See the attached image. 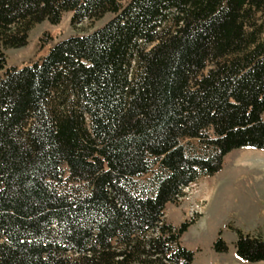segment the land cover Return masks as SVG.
Listing matches in <instances>:
<instances>
[{
  "label": "trees",
  "instance_id": "trees-1",
  "mask_svg": "<svg viewBox=\"0 0 264 264\" xmlns=\"http://www.w3.org/2000/svg\"><path fill=\"white\" fill-rule=\"evenodd\" d=\"M65 11L113 17L7 65ZM0 70V264H191L166 204L264 149V0H0ZM230 227L264 260L261 230Z\"/></svg>",
  "mask_w": 264,
  "mask_h": 264
},
{
  "label": "rangeland",
  "instance_id": "rangeland-1",
  "mask_svg": "<svg viewBox=\"0 0 264 264\" xmlns=\"http://www.w3.org/2000/svg\"><path fill=\"white\" fill-rule=\"evenodd\" d=\"M63 13L56 24L47 20L36 24L25 46L4 49L7 65L23 67L44 57L59 41L90 33L113 17L112 13H106L99 20L86 19L73 26V12ZM3 74L0 70V76ZM191 142L196 145L197 139ZM164 218L176 227L193 221L181 237L182 245L194 251L191 264H264V260L248 262L236 254L237 234L230 227L252 233L261 230L264 238V149L243 146L230 151L217 172L201 176L175 202L166 204ZM220 231L226 251L214 249Z\"/></svg>",
  "mask_w": 264,
  "mask_h": 264
}]
</instances>
